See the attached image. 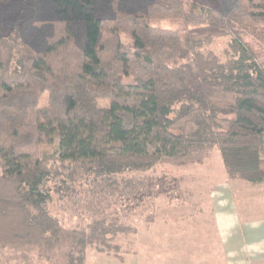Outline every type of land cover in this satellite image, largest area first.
<instances>
[{"label": "trees", "instance_id": "1", "mask_svg": "<svg viewBox=\"0 0 264 264\" xmlns=\"http://www.w3.org/2000/svg\"><path fill=\"white\" fill-rule=\"evenodd\" d=\"M17 1L0 15V264L119 250L132 228L107 208L151 198L160 164L217 151L228 178L264 182V65L246 39L264 44V0ZM225 37L224 56L208 48Z\"/></svg>", "mask_w": 264, "mask_h": 264}, {"label": "rangeland", "instance_id": "2", "mask_svg": "<svg viewBox=\"0 0 264 264\" xmlns=\"http://www.w3.org/2000/svg\"><path fill=\"white\" fill-rule=\"evenodd\" d=\"M18 9L17 0H0V15L5 20L13 18ZM154 24L176 29L181 21L163 19ZM228 39H216L208 44V48L224 56ZM246 39L264 65V44L254 34ZM224 172L217 151L212 158L192 166L160 164L150 170L147 175L155 177L151 198L132 211H127L125 199L120 206L107 208V212L115 209L112 216L132 231L113 240L119 250L113 249L110 254L88 249L86 264H223L210 196L224 178ZM53 209L61 215L60 203ZM64 217L69 225L78 222L70 209L65 211Z\"/></svg>", "mask_w": 264, "mask_h": 264}, {"label": "crops", "instance_id": "3", "mask_svg": "<svg viewBox=\"0 0 264 264\" xmlns=\"http://www.w3.org/2000/svg\"><path fill=\"white\" fill-rule=\"evenodd\" d=\"M223 175L210 196L223 264H264V182Z\"/></svg>", "mask_w": 264, "mask_h": 264}]
</instances>
